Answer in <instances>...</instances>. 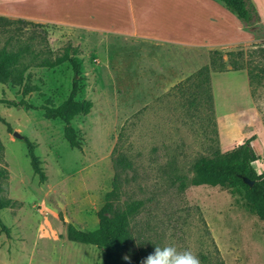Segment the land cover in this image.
Returning <instances> with one entry per match:
<instances>
[{"label":"rangeland","instance_id":"374dc122","mask_svg":"<svg viewBox=\"0 0 264 264\" xmlns=\"http://www.w3.org/2000/svg\"><path fill=\"white\" fill-rule=\"evenodd\" d=\"M0 1V10L32 17L46 13L44 0ZM54 1L53 15L81 19L71 12L70 16L58 13L63 0ZM136 3L138 10L147 8L148 2ZM0 16L29 23L0 27V47L29 45L25 63L54 60L66 46L76 48L86 78L81 98L93 104L88 115L73 121L82 139V147L76 149L65 140L63 123L44 117L41 109L57 106L68 96L73 74L67 63L54 69H28L25 84L30 91L25 95L22 87L0 84V99L15 103L23 99L36 107L0 104L4 120L0 122V168L8 172L3 196L15 202L13 208L0 212V264H103L101 250L68 241L66 228L93 231L98 227L96 213L117 173L119 205L142 203L130 219L141 264L155 247L165 246H174L177 252L190 250L200 264H264V221L244 201L243 190L188 185L196 159L215 151L225 153L247 140L259 157L254 163L257 172L264 170V23L247 26L241 22L250 33L248 42L211 50L220 53L222 68L242 65L250 73L252 104L243 120V136L240 128L232 133L230 128H219L215 117L237 115L250 101L243 73L214 74L212 89L210 74L187 81L177 75L183 50L169 47L164 49L165 58L170 68L176 67L171 76L177 78L157 86L146 73L152 68L147 66L151 54L147 45L110 40L111 49L116 43L122 46L116 64L109 56L110 48H104L103 37L96 33ZM138 26L148 35L153 31L173 35L151 23L143 24L139 17ZM154 53L158 57V51ZM139 65L144 79L137 81L131 71ZM14 132L22 138L14 137ZM26 141L35 146L44 181L31 168ZM119 154L129 167L117 171L113 159ZM181 181L187 184L184 189Z\"/></svg>","mask_w":264,"mask_h":264},{"label":"trees","instance_id":"16d2710c","mask_svg":"<svg viewBox=\"0 0 264 264\" xmlns=\"http://www.w3.org/2000/svg\"><path fill=\"white\" fill-rule=\"evenodd\" d=\"M215 1L222 4L247 26L255 25L261 21L258 9L252 0ZM14 23L29 24L21 19L10 20L0 16V27H9ZM11 39L12 37L9 38V40ZM41 39L44 42L45 38L43 36ZM27 53H30L29 45L17 47L16 49L8 47V44L0 47V84L10 83L12 86L22 87L23 95H25L30 91V88L25 84L28 69L32 66L54 69L67 63L73 74L68 96L57 106L46 105L42 106L41 109L44 117L55 118L63 123L65 140L70 147L80 149L82 139L73 126V121L79 116L88 115L93 104L90 100L81 98L86 87V78L83 74L82 60L77 57L79 51L68 45L63 49L62 54L54 60L44 58L39 63H25L24 59ZM223 66L220 53L211 51L209 65L201 68L187 81L192 78L199 80L200 77H207L211 72H223L226 70L222 68ZM242 69H244L242 65L231 64V70ZM0 104L36 109L35 106L23 99L17 103L0 99ZM0 122H4V120L0 118ZM249 141L247 140L225 153L215 151L210 157L196 159L191 167L193 176L188 185L218 186L221 188L240 187L244 192V201L252 208L256 216L264 221V170L259 173L255 169L254 163L259 160V157L250 146ZM26 144L31 168L38 175L40 181H44L45 176L40 167V160L34 153L35 146L29 141H26ZM114 152L116 153V150ZM113 163L117 171L129 167V164H126V159L121 154L114 157ZM118 177L117 173L112 182V190L105 194L104 204L96 213L98 227L93 231H83L68 225L66 238L70 242L94 246L101 250L103 264H141L140 255L134 248V237L130 231V219L139 212L142 203L131 201L123 207L119 205ZM7 178V170L0 168V212L15 206L13 200L3 196L2 185ZM243 178L253 181V185L250 187L245 184ZM180 185L182 189L187 186L183 181Z\"/></svg>","mask_w":264,"mask_h":264},{"label":"crops","instance_id":"0c3cea01","mask_svg":"<svg viewBox=\"0 0 264 264\" xmlns=\"http://www.w3.org/2000/svg\"><path fill=\"white\" fill-rule=\"evenodd\" d=\"M44 1L46 13H42L39 17L28 16V14L22 15L15 11L10 12V10H0V15H13L31 19L46 26L96 33L103 37L104 48H110L108 50L111 53L109 56H112L113 60L119 58L118 52H120L119 49L122 46L116 43V47L111 49L114 44H109L111 43L110 40H134L142 45H147L151 50V54L147 57V66L151 65L152 68L150 71L147 70L146 73L148 74L147 76L150 75L154 83L157 82V86L167 85L166 82L176 79L179 74H181L183 79L187 80L201 68L209 65L210 51L213 49L223 48L232 44H242L250 40V33L245 31L241 21L233 19V16L224 8L218 6L215 0H63L59 2L58 13L64 11V15L70 16L71 12V16L78 15L76 17L81 18L74 21H70L68 18L62 19L59 15H53L52 13H56L57 4L54 3V0ZM138 1L148 2L147 8L138 10L136 7V2ZM252 2L258 9L261 19L260 23H264V0H252ZM168 3H171V6L174 7L171 9L164 8V5ZM138 17L143 24L151 23L157 26L159 31H167L173 33V35L160 36L157 31H153V35H148L144 31H139ZM169 47L191 51V53L186 55L181 50L183 59L178 62V74L175 76L171 75L176 74V67L170 68V65L168 66L167 64V58H165L166 52L164 49ZM154 51H158V57ZM121 57L128 59L123 54ZM114 61L118 64L117 60ZM140 67L141 65H139L137 70L131 71L132 76L135 75L137 81L144 79L141 77V74L144 73ZM190 71H193V73ZM229 71L246 75V86L250 101L243 108L237 110V115L232 114L228 119L217 117L216 115L215 117L219 128H230L231 133L232 129L240 128L243 135V120L249 116L252 104L249 76L243 69L236 71L230 69L223 72ZM223 72L210 73L211 89L214 74ZM150 89L155 91L153 86ZM225 122H228L227 125H225ZM231 133L229 134L231 135ZM254 167L256 169V166Z\"/></svg>","mask_w":264,"mask_h":264},{"label":"clouds","instance_id":"9594fccd","mask_svg":"<svg viewBox=\"0 0 264 264\" xmlns=\"http://www.w3.org/2000/svg\"><path fill=\"white\" fill-rule=\"evenodd\" d=\"M142 264H200L199 258L190 250L177 252L174 246L155 247Z\"/></svg>","mask_w":264,"mask_h":264},{"label":"water","instance_id":"95a60500","mask_svg":"<svg viewBox=\"0 0 264 264\" xmlns=\"http://www.w3.org/2000/svg\"><path fill=\"white\" fill-rule=\"evenodd\" d=\"M13 136L14 137H16V138H22L17 132H14L13 133ZM243 182L245 183V184H247L248 186H252L253 185V181H251V180H249L248 178H243Z\"/></svg>","mask_w":264,"mask_h":264}]
</instances>
